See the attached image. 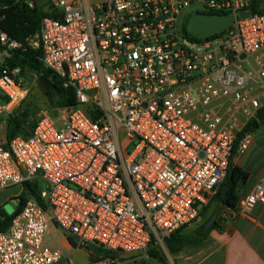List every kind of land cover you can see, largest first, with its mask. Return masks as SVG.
<instances>
[{
    "label": "built area",
    "instance_id": "obj_1",
    "mask_svg": "<svg viewBox=\"0 0 264 264\" xmlns=\"http://www.w3.org/2000/svg\"><path fill=\"white\" fill-rule=\"evenodd\" d=\"M253 2L50 1L61 19L42 20L41 60L78 105L43 112L29 137L0 146V190L47 183V208L29 200L0 232V264L60 263L63 251L46 242L51 223L77 248L140 256L200 219L264 107V13H251ZM191 6L234 14L235 23L193 39L180 23ZM0 46L2 114L26 90L20 70L2 66L22 45L0 29ZM263 204L264 177L229 213ZM115 263L100 256L93 264Z\"/></svg>",
    "mask_w": 264,
    "mask_h": 264
},
{
    "label": "trees",
    "instance_id": "obj_2",
    "mask_svg": "<svg viewBox=\"0 0 264 264\" xmlns=\"http://www.w3.org/2000/svg\"><path fill=\"white\" fill-rule=\"evenodd\" d=\"M251 13H264V0H254L251 7ZM0 14V29L11 39L19 42L22 45L21 48L12 52L11 56L2 63V66L8 67L11 70L19 69L21 74H23L27 69L38 72L39 83L43 88V91L47 94V96H49L50 102H57L58 106L54 107V115L60 108L76 107L78 102L74 89L71 87H66L64 81L60 77L45 68L41 60L42 49L40 45L35 46L31 44V40H33L38 35L40 36L41 23L44 17L61 19V15L57 9L53 8L50 5V2L47 6V10L44 11L38 5L37 0H0ZM189 19L187 20V24ZM185 32L188 36L194 39V37L188 33L187 26L185 27ZM8 102L9 99L7 97L0 95V103L2 105H6ZM85 110L92 119L97 118V114L93 110L92 106H87ZM53 112H51L52 115ZM28 115L29 112H25V116ZM37 121L38 120L34 119L32 123L27 126V123H25L23 120L16 116H12L8 123V144L4 147H8L10 141L17 136L29 137ZM262 125H264V107L259 110L257 118L252 120L244 128L243 132L240 134V137L251 133ZM237 143L233 149V157L237 153ZM247 180L248 173L235 166L231 160L226 178L219 187V190L216 196L213 198V201H217L220 208L222 209H236L241 198L240 190ZM23 186L26 194L25 196L21 195L18 197L19 207L16 209L15 213L12 216H9L3 210H0V232L7 231L9 229L14 216L24 208L30 196L42 207L45 209L47 208L46 202L40 196V192L43 190H38L37 184L35 185L32 182H26ZM226 186L228 187V190L226 195H224ZM217 214H219V211H217ZM221 227L222 225L220 224V220L217 217L214 225L209 231L213 229H221ZM182 230L176 231L164 239L166 247L170 251H177L187 243L199 241L209 232L207 231L206 233H202L201 226L198 227L194 232L190 233H183ZM100 252L101 254L105 255V257L114 258V254L111 252L104 250H101ZM150 256L154 258L159 257L157 253L155 255L151 254Z\"/></svg>",
    "mask_w": 264,
    "mask_h": 264
},
{
    "label": "crops",
    "instance_id": "obj_3",
    "mask_svg": "<svg viewBox=\"0 0 264 264\" xmlns=\"http://www.w3.org/2000/svg\"><path fill=\"white\" fill-rule=\"evenodd\" d=\"M248 136L250 144L247 150L242 154L236 153L232 160L235 166L248 173V180L240 190V197L250 193L264 177V125L248 133ZM15 187L18 186L0 190V210L4 211V206L13 199L19 202L22 189L13 193L12 188ZM223 211L228 215L222 217ZM217 217L222 225L221 229H213L199 241L187 243L177 251L167 248L169 255L158 254L159 257L155 258L157 263L264 264V204L246 214L237 215L229 213V208H223ZM192 225L182 232H194L197 228L186 231ZM46 242L63 251V259L58 264H93L102 255L98 247L77 248L76 240L53 223L49 227Z\"/></svg>",
    "mask_w": 264,
    "mask_h": 264
},
{
    "label": "rangeland",
    "instance_id": "obj_4",
    "mask_svg": "<svg viewBox=\"0 0 264 264\" xmlns=\"http://www.w3.org/2000/svg\"><path fill=\"white\" fill-rule=\"evenodd\" d=\"M50 1L51 0H37L38 5L44 11L47 10V6ZM196 9L197 6H191L186 9L185 13L181 16L180 23L183 24L184 27L187 26V20L190 17L196 15ZM39 39L40 38L38 35L33 40H31V43L35 46H38ZM19 78L22 80V85L26 90V97L20 103L15 104L13 107H11L9 111H5L0 114V146L3 147L8 144V123L12 116L20 118L25 123H27V126H29V124L32 123L34 119L38 120V118L43 112L51 113L54 111V107L58 106L56 101H54V103L50 102L49 96H47V94L43 91V88L39 83L38 72L31 69H27L24 71L23 74H21V72L19 71ZM25 112H29V115L25 116ZM32 183L38 185V190H47V183L42 179H35L32 181ZM20 189H22L20 196H25L26 191L24 190V186L12 188V191L13 193H17ZM28 199L32 200L33 198L30 196ZM212 201L213 199L211 200V202ZM211 202L203 209L200 219L191 227H189L186 231H190L202 226L203 223H205L211 217L212 214L217 213V211L220 212L222 210L217 201H213L212 203ZM18 207L19 202L13 199L4 206V211L7 215L12 216ZM156 253L160 256L161 254L169 255V251L164 241L159 243H153L149 247L147 252L140 256L114 254V259L116 262L115 264H158V260L150 256L151 254L155 255ZM101 256L105 257V255L103 254Z\"/></svg>",
    "mask_w": 264,
    "mask_h": 264
},
{
    "label": "water",
    "instance_id": "obj_5",
    "mask_svg": "<svg viewBox=\"0 0 264 264\" xmlns=\"http://www.w3.org/2000/svg\"><path fill=\"white\" fill-rule=\"evenodd\" d=\"M235 23L234 14H196L192 16L187 24L188 33L196 38L204 39L210 38L215 35L223 33L229 29ZM228 187H225L224 195H226ZM217 213L211 215V217L203 223L201 226V232L206 233L209 231L214 222L216 221Z\"/></svg>",
    "mask_w": 264,
    "mask_h": 264
}]
</instances>
